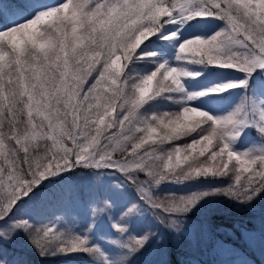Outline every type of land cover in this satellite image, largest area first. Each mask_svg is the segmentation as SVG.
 I'll return each instance as SVG.
<instances>
[{
    "label": "snow or ice",
    "instance_id": "obj_1",
    "mask_svg": "<svg viewBox=\"0 0 264 264\" xmlns=\"http://www.w3.org/2000/svg\"><path fill=\"white\" fill-rule=\"evenodd\" d=\"M214 197L264 201V0H0V264H134Z\"/></svg>",
    "mask_w": 264,
    "mask_h": 264
},
{
    "label": "trees",
    "instance_id": "obj_2",
    "mask_svg": "<svg viewBox=\"0 0 264 264\" xmlns=\"http://www.w3.org/2000/svg\"><path fill=\"white\" fill-rule=\"evenodd\" d=\"M190 190L193 189L186 186H160L162 194ZM88 195L87 186L77 187L72 203L63 210L69 217L78 216L83 221L81 201ZM60 210L48 208L47 214ZM190 216L182 236H174L161 227L163 243H153L146 255L135 258L134 264H264V201H257L254 207L245 209L224 197H214ZM7 252L8 259L22 256L28 264H87L84 255L70 261L62 258L44 260L31 251L23 237L9 245Z\"/></svg>",
    "mask_w": 264,
    "mask_h": 264
}]
</instances>
